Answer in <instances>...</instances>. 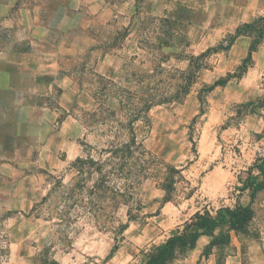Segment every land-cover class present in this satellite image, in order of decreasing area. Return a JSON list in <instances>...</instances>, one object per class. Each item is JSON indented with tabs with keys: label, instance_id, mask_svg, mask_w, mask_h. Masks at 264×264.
Instances as JSON below:
<instances>
[{
	"label": "crops",
	"instance_id": "obj_1",
	"mask_svg": "<svg viewBox=\"0 0 264 264\" xmlns=\"http://www.w3.org/2000/svg\"><path fill=\"white\" fill-rule=\"evenodd\" d=\"M263 16L264 0H0V264H44V244H29V238L45 237L44 224L50 218L41 207L49 204L56 189L75 188V175L70 173L85 169L76 163L82 157L85 121L121 78L123 54L118 46L129 42L131 31L143 40L149 29L155 37L166 35L173 24L175 36L188 34L193 53L218 47L208 55L210 67L203 69L206 81L239 79L215 85L214 104L200 116L195 104L187 102L172 106L169 116L158 113L156 143L167 148L154 150L156 155L165 164L189 163L188 173L211 162L201 170L199 183L207 198L187 216L173 212V219L161 214L159 220L149 221L120 247V258L136 259L143 247L165 240L171 232L163 226L165 219H177L175 225L181 228L180 215L186 220L204 207L215 213L219 207L247 204L249 200L240 202L228 188L220 189L222 179L234 183L242 160L239 155L225 165L213 128L235 115L229 101L247 105L243 103L255 93L253 77L264 66V37L248 57L252 38L244 27ZM167 33L171 38V31ZM230 35L235 36L229 46L221 48ZM199 119L203 122L193 154L189 126ZM234 126L236 134L229 136L236 142L240 132L261 133L264 122L248 111ZM150 185L147 182L144 200L158 203L162 211L177 209L171 199H164L160 182ZM211 239L201 234L189 250H204ZM225 264L236 261L229 256Z\"/></svg>",
	"mask_w": 264,
	"mask_h": 264
},
{
	"label": "rangeland",
	"instance_id": "obj_2",
	"mask_svg": "<svg viewBox=\"0 0 264 264\" xmlns=\"http://www.w3.org/2000/svg\"><path fill=\"white\" fill-rule=\"evenodd\" d=\"M173 26L171 24V38L167 33L169 30L166 35L162 33L155 37L154 31L149 29L143 35V41L137 39V31H131L129 42L124 47L118 46L123 54L121 78L114 82L110 94L102 98L103 104H97L95 115L85 121L80 140L81 160L88 162L87 159L91 158L93 164L85 163L81 173L72 170L70 174L75 175L77 182L75 188L66 187L52 192L49 204L41 207V212L50 218L44 224L46 235L44 238H29V244L31 241L39 243V247L44 244L45 251L40 256L44 264H141L140 254L133 260L120 258V247L131 236L140 233L149 221L159 220L161 214L164 217L170 215L172 219L173 215L169 213L183 212L187 216L207 198L199 189V183L203 175L201 170L209 167L211 162L205 161L200 171L192 173L187 172L189 163L165 164L154 151L167 148V145L160 147L156 143L155 118L159 112L169 116L172 106L186 102L195 104L196 116L207 113L208 104H214L211 100L214 95L212 88L227 80L234 83L239 78L220 77L213 82L206 81L203 69L212 64L208 55L215 47L193 53L186 41L188 34L183 31L175 36L176 28ZM253 82L255 93L249 102L243 103L247 105L240 106V102L229 101L227 104H234L235 115L213 128L215 146H219L225 154L222 158L225 165L232 164L241 156L242 167L234 183L226 178L220 185L221 190L228 188L230 195L237 196L240 202L249 200V191L241 189V180L252 166L257 173L254 164L264 158V126L261 133L240 132L236 142L230 141L229 135L233 133L236 121L248 111L264 122V66L253 77ZM184 89L187 92H181L178 99L169 98L176 90ZM201 122L203 119L189 126L193 133L188 146L193 154L198 150L195 139ZM193 124L196 129H193ZM131 137L134 138L131 144L133 153L121 155V152L115 154L111 151L112 148H120ZM199 149H202L201 146ZM153 180L160 182L165 190L164 198L171 199L177 209L170 206L169 211L167 208L162 211L158 203L153 204L147 197L143 199L150 188L147 182L152 185ZM217 205L220 204L214 206ZM251 207L254 218L245 233L231 231L229 242L214 246L208 255L203 249L179 252L169 264H225L229 256L236 264L264 263V189L257 192ZM184 216L180 215L183 220L181 227L189 220H185ZM172 219H165L163 224L171 227V232L179 228L175 225L178 220ZM119 225L126 226L118 231ZM38 227L41 228L40 225ZM216 236H220L219 229ZM2 239L0 237V241ZM115 244H118L117 249L111 251Z\"/></svg>",
	"mask_w": 264,
	"mask_h": 264
},
{
	"label": "trees",
	"instance_id": "obj_3",
	"mask_svg": "<svg viewBox=\"0 0 264 264\" xmlns=\"http://www.w3.org/2000/svg\"><path fill=\"white\" fill-rule=\"evenodd\" d=\"M244 30L252 38L248 55V57H250L252 51L257 49L258 44L264 37V16L257 19L254 23L245 26ZM234 36L235 35H230L227 39V44L220 47L227 48ZM217 49L218 47L214 50ZM202 55H204V53ZM181 92L186 93L187 90H176L169 98L174 97L178 99ZM129 126L130 129L133 130L132 125L129 124ZM132 143H134V138L131 137L130 141L122 144L120 148H112L111 151L115 154L121 152V155L133 153L131 150ZM87 160L88 162L79 159L76 163L82 164V166H84L85 163L89 165L93 164L91 158ZM254 167L257 169V173L253 171L252 166L249 168L245 178L241 180L243 185L241 189H247L249 191V202L247 204L237 203L232 208L229 206L219 207L215 213H212L207 208H204L202 211H196L188 221L183 223L181 228L173 230L165 240L158 244H152L147 250H141V264H169L179 252L194 248L201 234L212 236L211 241L204 248V254L208 255L211 253L214 246L229 242L231 231L245 233L247 231V225L254 218V210L251 207V203L257 192L264 189V158H261L259 163L254 164ZM124 226L126 225H119L118 231L123 230ZM215 229L220 230L219 237L213 234ZM117 247L118 244L113 245L111 251L116 250Z\"/></svg>",
	"mask_w": 264,
	"mask_h": 264
}]
</instances>
